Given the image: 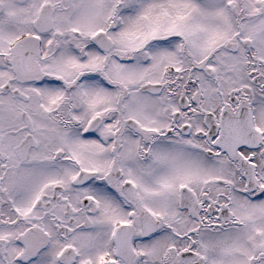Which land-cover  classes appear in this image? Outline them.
Wrapping results in <instances>:
<instances>
[{
    "label": "snow or ice",
    "instance_id": "6c2138e0",
    "mask_svg": "<svg viewBox=\"0 0 264 264\" xmlns=\"http://www.w3.org/2000/svg\"><path fill=\"white\" fill-rule=\"evenodd\" d=\"M0 264H264V0H0Z\"/></svg>",
    "mask_w": 264,
    "mask_h": 264
}]
</instances>
